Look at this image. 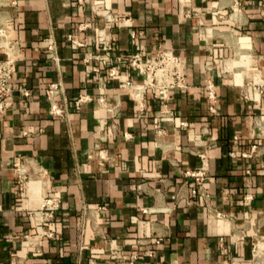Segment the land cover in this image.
Listing matches in <instances>:
<instances>
[{
  "label": "crops",
  "instance_id": "obj_1",
  "mask_svg": "<svg viewBox=\"0 0 264 264\" xmlns=\"http://www.w3.org/2000/svg\"><path fill=\"white\" fill-rule=\"evenodd\" d=\"M0 28L16 57L0 264H262L264 0H0ZM158 46L184 57L185 86L135 98L125 59Z\"/></svg>",
  "mask_w": 264,
  "mask_h": 264
},
{
  "label": "built area",
  "instance_id": "obj_2",
  "mask_svg": "<svg viewBox=\"0 0 264 264\" xmlns=\"http://www.w3.org/2000/svg\"><path fill=\"white\" fill-rule=\"evenodd\" d=\"M129 18L126 19L128 21ZM138 33L132 32L131 37L134 39ZM0 35L5 40L3 47L5 49V57L0 58V118L6 109L10 106V96L13 91L11 84V76L15 70L16 57L13 51V43L6 38L4 29L0 28ZM100 45L103 49L109 50L111 48V42L107 38L106 34H101ZM125 62L131 68L137 71L143 77L142 83L136 84L127 82V86L133 91L135 98H141V89L150 88L156 95H165L167 89L171 87H184L185 86V59L181 55L173 53L172 50L165 46H158L152 55L143 56L138 52L130 54L126 57ZM116 70L112 67L109 70L110 75H114ZM60 88L58 83H52L46 90V95L49 100V113L51 115H61V108L53 100L54 94ZM213 84L208 83L207 89L209 96L213 97ZM101 98V97H100ZM102 100V99H101ZM210 110L214 112V108L211 105ZM167 118H173V113H169ZM165 117V118H166ZM184 125V122H181ZM185 174L191 176L199 184L192 189L193 193H196L200 184L206 178L205 172L202 169L187 170ZM250 196L246 195L245 199H249ZM59 200L56 196H48L43 198L41 203L42 211H45V215L52 216L53 211L56 209ZM217 216H222L220 212L216 213ZM159 240H156L158 243ZM252 259L256 262L264 264V235L255 237L251 242ZM130 264H133L137 258V253H133L130 257ZM173 264H181L174 261Z\"/></svg>",
  "mask_w": 264,
  "mask_h": 264
},
{
  "label": "bare ground",
  "instance_id": "obj_3",
  "mask_svg": "<svg viewBox=\"0 0 264 264\" xmlns=\"http://www.w3.org/2000/svg\"><path fill=\"white\" fill-rule=\"evenodd\" d=\"M255 96H257V94Z\"/></svg>",
  "mask_w": 264,
  "mask_h": 264
}]
</instances>
